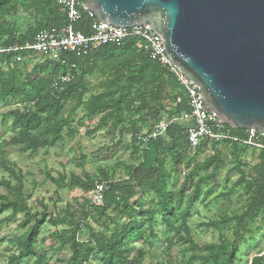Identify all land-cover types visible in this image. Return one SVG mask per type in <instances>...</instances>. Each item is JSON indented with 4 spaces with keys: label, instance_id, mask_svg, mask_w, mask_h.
I'll list each match as a JSON object with an SVG mask.
<instances>
[{
    "label": "trees",
    "instance_id": "obj_1",
    "mask_svg": "<svg viewBox=\"0 0 264 264\" xmlns=\"http://www.w3.org/2000/svg\"><path fill=\"white\" fill-rule=\"evenodd\" d=\"M60 2L61 0H0V47L32 43L35 35L41 31L63 30L67 19L61 11ZM19 7L23 12L33 13L36 18L35 25L21 35L4 22V19L11 12H17ZM89 23L90 19L83 13L76 29L87 34ZM138 44V40L129 38L119 44L103 46L84 58L63 53L57 62L46 61L36 65L25 78V83H21L20 70L12 63L13 56H1L0 102L16 103L21 108L10 110L3 116L2 123L10 119L16 133L11 140L0 144V151L10 146H19L25 153L33 156L40 149L54 148L62 141L64 132L72 136L71 116L74 110L65 115V103L71 99H77V107L82 106L88 118L105 112L94 131L110 122L112 129H116L123 123V112L135 106L136 102L139 104L134 109L147 110L154 121L153 126L159 127L164 117V124L167 125L165 132L155 138L154 133L149 131L144 142H141L138 136L132 137V142L140 145L135 149L140 150L136 151L140 162L130 167L129 182L107 184L102 205L90 206L88 202L84 213L81 214V220L89 218L93 223L103 225L100 220H108L107 212L112 207H120L121 213L133 216V220L116 227L110 235L102 232L94 234L93 238L86 242L78 240L81 220L76 222L75 215L69 208L65 209L67 217L64 218L48 215L46 208L42 212H34L26 201V183L22 172L2 161L0 166L10 179L4 181L7 194L0 193V227L14 222L18 215H24L18 225V230L22 232L20 235L12 238L0 236V244L7 243L10 249L14 250L7 264H23L35 257V246L43 226L47 223L54 227L67 224L68 228L55 234L54 239L58 244V251L68 246V264H89V261L91 264H128L129 243L132 240L145 241L144 231L149 233L152 239L157 238L154 231L157 225L156 217H161L167 228L176 234L180 233V227H171V219L177 209L181 208L184 198L188 197L183 215L186 223L193 205L199 199L203 184L215 181L223 164L219 149L222 144H227L231 150H237L234 151L237 163L232 171L240 174L238 183L244 186L248 198L240 214L211 221L203 224V227L216 230L225 227L231 231V239L221 234L219 243L198 246L192 240L185 224V234H180L179 237L187 244L185 251L191 253L186 264H194L197 261L200 264H237L239 245L245 241V235L253 237L257 219L264 214V152H259L254 171L246 174L241 169V155L251 148L233 142H204L199 147L200 150L209 146L214 150L213 155L206 158L202 164L193 165L182 190L170 192V175L163 169L164 159L168 157L178 166L190 157L187 134L190 125L181 122L182 117L189 114V107L185 94L169 70L149 60ZM95 71L107 76L109 88L83 102V96L88 92L85 77ZM64 78L67 80L63 81ZM163 102H168L167 106L171 108L167 109ZM176 119L179 122L174 121ZM231 133L241 137L244 131L231 129ZM204 171L209 173L199 176L196 181L193 180L194 173ZM46 178L59 188L76 187L89 191L97 185L87 175H71L68 181L62 175L55 178L46 174ZM189 187L192 192L185 196L184 190ZM136 190L154 192L156 203L147 208H143L140 201L132 204ZM166 243L168 247L175 245L171 239ZM96 255L99 256L98 259ZM94 256L96 262L92 259ZM38 264H47L45 256L38 257ZM251 264H264V258L254 257Z\"/></svg>",
    "mask_w": 264,
    "mask_h": 264
},
{
    "label": "rangeland",
    "instance_id": "obj_2",
    "mask_svg": "<svg viewBox=\"0 0 264 264\" xmlns=\"http://www.w3.org/2000/svg\"><path fill=\"white\" fill-rule=\"evenodd\" d=\"M35 15L29 12H23L19 7L17 12H11L4 22L10 25L13 30L21 35L35 25ZM2 20H0V25ZM1 59V56H0ZM59 59L55 56L50 57H32L28 61L14 62L21 73V83H25L26 77L31 74L36 65H40L46 61L57 62ZM4 68L6 62H3ZM87 83V93L83 96V102H86L90 96L102 94L109 88L107 76L99 71H95L91 75L85 77ZM132 99L134 97H131ZM77 99H71L65 103V115L71 116V128L73 135L69 136L66 132L63 139L54 148L40 149L35 155L31 156L25 153L19 146H10L0 151V164L2 161L9 163L22 172L26 183L25 194L29 207L34 212H42L45 208L48 215L67 217L66 208L74 213L76 222L81 220L87 203L90 202L94 188L89 191H83L79 188H59L46 178V174H50L57 178L62 175L69 180L71 175L83 177L87 175L98 184L129 182L130 167L138 164L140 160L135 150L139 148V144L132 142L133 136H138L141 142H144L147 133H157L152 116L147 110L134 109L135 106L126 109L123 112V123L118 125L116 129H112L111 122L103 126L97 131L103 113L92 118L86 116V112L82 106L77 107ZM167 109L168 102H163ZM21 108L16 103L5 104L0 102V144L3 141H9L16 131L12 128L11 120L2 123L3 116L10 110ZM164 117L161 123H164ZM185 124V123H184ZM186 125H191L186 122ZM227 144H222L221 151L223 156V164L217 173L215 181L206 182L202 186L198 201L193 205L191 215L185 223L183 219L186 209L188 197H185L180 209H177L175 216L171 219V227H180V233L176 234L162 222L161 217H156L157 225L155 227L156 239H152L149 233L145 236V241L138 242L132 240L129 243V262L128 264H186L191 253H187V246L180 239V234L184 236L185 232L183 224H185L190 232V236L194 243L198 246H204L211 243H219L220 235L224 234L231 239V231L225 227L220 230L205 228L203 224L211 221L220 220L223 217H232L240 214L246 204L248 198L247 193L242 184L238 183L240 174L232 171L236 166L234 151ZM260 151L246 150L242 152L241 169L246 174H251L258 163V154ZM214 150L206 147L196 151L189 150V159L180 162L178 166L173 164L170 158L164 159L163 169L170 175L168 179V190L170 192L180 191L186 182V178L190 175L193 165L202 164L206 158L212 156ZM208 172L194 173L193 180L196 181L199 176H204ZM10 177L0 166V193L7 194L4 188V181ZM2 183V184H1ZM95 184V185H96ZM134 184V183H133ZM185 196H189L192 188H186ZM136 195L131 200L132 204L140 201L143 208H147L156 203V196L152 191H135ZM138 210V209H137ZM108 220L101 219L103 225L93 223L89 218L79 222L81 232L78 234V240L86 242L93 238L94 234L100 232L110 235V233L118 226L128 224L133 220V216L121 213L120 207H112L108 212ZM24 215L17 216L14 222L3 224L0 227V236L4 238H12L20 235L22 232L18 230V225ZM99 218V217H98ZM67 224L54 227L47 223L43 226L39 241L34 249L35 257L26 260L23 264H38V257L45 256L47 264H68L70 254L68 246L62 250H57L58 244L54 239V235L67 229ZM107 230V231H104ZM255 232L253 237L245 235V241L239 245L237 264H251L254 257L264 258V214L260 215L255 224ZM252 238V239H251ZM173 240L175 245L168 247L166 241ZM14 252L7 243L0 244V264H7L8 258ZM97 259L99 258L96 255ZM95 256L92 259L95 261ZM96 262V261H95ZM89 264L90 261H89ZM194 264H200L195 262Z\"/></svg>",
    "mask_w": 264,
    "mask_h": 264
},
{
    "label": "water",
    "instance_id": "obj_3",
    "mask_svg": "<svg viewBox=\"0 0 264 264\" xmlns=\"http://www.w3.org/2000/svg\"><path fill=\"white\" fill-rule=\"evenodd\" d=\"M112 26L148 24L206 108L264 132V0H81Z\"/></svg>",
    "mask_w": 264,
    "mask_h": 264
},
{
    "label": "built area",
    "instance_id": "obj_4",
    "mask_svg": "<svg viewBox=\"0 0 264 264\" xmlns=\"http://www.w3.org/2000/svg\"><path fill=\"white\" fill-rule=\"evenodd\" d=\"M60 5L67 19L63 30L41 31L35 35L32 43L0 47V56L12 55L14 62L28 61L30 56L39 58L55 56L59 59L63 53H71L78 58H84L103 46L119 44L129 38L136 39L139 42V48L145 51L149 60L169 70L186 96L189 114L184 115L181 122L191 124L187 128L191 151H196L204 142H233L264 152V132L247 130L241 137L233 136L231 133L233 128L221 122L206 108L200 88L171 63L162 44L163 40L151 29L150 25L136 24L130 27H117L106 24L84 6L81 0H61ZM83 13H86L90 19L87 34L76 29ZM66 80V78L63 79V81ZM174 121L179 122L178 119ZM166 127L164 123L159 124L158 131L153 137L162 135ZM105 190L106 185H96L90 206L102 205Z\"/></svg>",
    "mask_w": 264,
    "mask_h": 264
},
{
    "label": "crops",
    "instance_id": "obj_5",
    "mask_svg": "<svg viewBox=\"0 0 264 264\" xmlns=\"http://www.w3.org/2000/svg\"><path fill=\"white\" fill-rule=\"evenodd\" d=\"M224 146H225L226 148L228 147L227 145H224ZM219 149H220V150H222V149H223V147H222V146H220V147H219ZM251 149H252V148H251ZM254 150H255V149H254Z\"/></svg>",
    "mask_w": 264,
    "mask_h": 264
}]
</instances>
